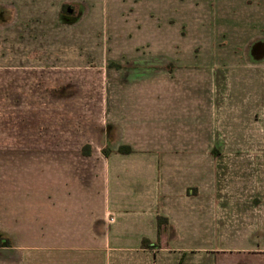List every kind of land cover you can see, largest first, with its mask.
Listing matches in <instances>:
<instances>
[{
  "label": "rangeland",
  "instance_id": "374dc122",
  "mask_svg": "<svg viewBox=\"0 0 264 264\" xmlns=\"http://www.w3.org/2000/svg\"><path fill=\"white\" fill-rule=\"evenodd\" d=\"M236 2L0 0V261H10L13 243L29 218L22 220L24 208L41 202L44 179L57 173L48 165L103 159L124 142L121 118L133 108L129 74L150 71L148 78L163 79L173 66L189 73L175 85L187 86L204 81L195 69L205 65L216 75L225 73L224 79L231 77L228 86L217 88L226 99L221 111L226 129L220 130L216 154L233 160L236 170L253 171L251 177L234 180L237 190L242 184V190L264 193V56L248 54L249 39L233 50L234 25L215 22L218 8L224 16L234 14V7L225 5ZM239 82L246 86L236 87ZM251 83L259 86L257 110L246 96L256 91ZM210 95H216L213 87ZM150 97L153 90L144 97L149 98L146 116L165 113L166 128L173 126L172 119L186 121L183 112L166 113L165 103ZM141 107L136 104L135 112ZM152 123L148 120L144 133H151ZM233 123L235 135L229 128ZM39 208L35 204V213Z\"/></svg>",
  "mask_w": 264,
  "mask_h": 264
},
{
  "label": "crops",
  "instance_id": "0c3cea01",
  "mask_svg": "<svg viewBox=\"0 0 264 264\" xmlns=\"http://www.w3.org/2000/svg\"><path fill=\"white\" fill-rule=\"evenodd\" d=\"M225 6L234 7V14L224 16L220 7L215 22L234 25L238 33L236 40L230 36L232 49L249 39L248 54L264 56V0ZM172 68L163 79L148 78L150 71L128 75L129 81H141L130 85L133 108L121 118L124 142L112 154L48 165L57 173L44 179L41 202L24 208L27 223L13 243L9 263L2 258L0 264H264V193L242 190V184L237 190L234 180L251 177L253 171L236 170L233 160L216 154L221 151L218 135L226 129V117L221 120L226 99L217 88L228 86L231 77L225 81V73L216 75L203 65L195 73H203L204 81L177 86L188 72ZM253 78L259 85L261 76ZM243 86L239 82L236 87ZM258 87L246 95L255 110ZM152 90L150 98L164 102L166 113L183 112L186 121L172 119L173 126L166 128L165 113L146 116L149 98L144 97ZM239 97L248 104L242 92ZM178 100L183 106L175 105ZM136 104L141 111L135 112ZM148 120L151 133H144ZM120 147L130 152L119 153Z\"/></svg>",
  "mask_w": 264,
  "mask_h": 264
},
{
  "label": "trees",
  "instance_id": "16d2710c",
  "mask_svg": "<svg viewBox=\"0 0 264 264\" xmlns=\"http://www.w3.org/2000/svg\"><path fill=\"white\" fill-rule=\"evenodd\" d=\"M82 150L84 151V156H89V150H88V147L87 146H84L83 148H82ZM118 152L119 153H122V154H128L129 152H130V150H129V148H127V147H120L119 149H118ZM161 221V220H160ZM2 245H5V243H2ZM144 246H145V243H144Z\"/></svg>",
  "mask_w": 264,
  "mask_h": 264
},
{
  "label": "water",
  "instance_id": "95a60500",
  "mask_svg": "<svg viewBox=\"0 0 264 264\" xmlns=\"http://www.w3.org/2000/svg\"><path fill=\"white\" fill-rule=\"evenodd\" d=\"M71 12H72V11H71L70 9L67 10V13H68V14H71Z\"/></svg>",
  "mask_w": 264,
  "mask_h": 264
}]
</instances>
